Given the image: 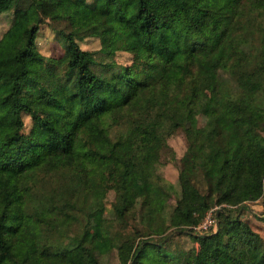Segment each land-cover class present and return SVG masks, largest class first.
<instances>
[{
	"label": "trees",
	"instance_id": "obj_1",
	"mask_svg": "<svg viewBox=\"0 0 264 264\" xmlns=\"http://www.w3.org/2000/svg\"><path fill=\"white\" fill-rule=\"evenodd\" d=\"M177 1L210 17L199 36L160 21L150 0H0L4 31L23 41L0 57V149L14 158L52 133L72 137L1 173L0 264H106L107 253L119 264H256L259 232L244 209L264 190V0ZM46 5L71 16L99 5L120 27L108 47H84V29L49 24ZM129 8L146 42L118 18ZM46 24L58 55L38 48ZM209 70V113L168 180L161 150L191 119ZM210 208L216 227L196 230Z\"/></svg>",
	"mask_w": 264,
	"mask_h": 264
},
{
	"label": "rangeland",
	"instance_id": "obj_2",
	"mask_svg": "<svg viewBox=\"0 0 264 264\" xmlns=\"http://www.w3.org/2000/svg\"><path fill=\"white\" fill-rule=\"evenodd\" d=\"M151 8L154 11L155 16L160 21L169 22L175 28L180 29L182 32L191 33L194 36H199L202 27H208L210 25V17L203 16L202 13L198 12L193 6H189L188 11L182 9L177 0H150ZM136 8L123 10L118 15V18L125 20L126 23L131 27L137 29V37L140 42H146L148 35L146 31L139 26V20L135 17ZM40 14L49 22V24L56 27H63L69 29L74 27L76 30L84 31L87 33L86 36L81 40L84 47L98 48L108 47L117 32L119 23L106 22L104 19L106 13L104 10L97 5L96 7L83 6L76 10L71 16L67 11L58 10L51 6H43L40 8ZM122 16V18H121ZM9 17L7 14H0V57H7L12 53L15 46H20L22 40L19 38L15 29H8L4 31L9 24ZM86 27V28H83ZM38 48L45 54L58 55L62 51V47L53 35L52 29L48 24L43 25L40 29L38 36ZM104 52L101 48L94 54V57H102ZM128 53L118 52L116 58L127 61L129 60ZM97 69V67H94ZM216 73L213 70H209L205 76V79L198 89L197 97L198 102L196 109L184 127H180L175 130L169 137L167 143L161 150L160 157V168L166 179L174 181L177 173V160L183 152V148L186 143V137L194 135L196 127L202 124L209 113V107L207 104L209 89L216 81ZM25 126L28 128L30 117L24 115ZM72 141L70 135H60L58 133H52L46 140L39 143L32 151L22 155L20 157H10L4 150L0 149V175L4 170L7 169H18L31 161L36 160L40 155L50 150L55 144L62 146H68ZM130 184L136 189H140V182L138 179L131 178ZM199 187H203L204 184L197 179ZM264 190L262 195L254 200L247 201L245 207V217H247L254 227L259 232L257 239V247L249 248L250 255L254 258L256 264H264V257L262 250L264 247ZM107 211L109 208L108 202ZM209 210L206 212L207 215ZM210 216L215 219L212 214V210L209 212ZM204 215V216H205ZM203 216V218H204ZM94 215L93 218H96ZM202 218V219H203ZM201 219V220H202ZM216 222V220H215ZM216 227V224L210 227H195L196 230H211ZM174 241L180 245H193L189 237L182 233H175ZM103 262L106 264H119L112 253H107L102 256Z\"/></svg>",
	"mask_w": 264,
	"mask_h": 264
},
{
	"label": "built area",
	"instance_id": "obj_3",
	"mask_svg": "<svg viewBox=\"0 0 264 264\" xmlns=\"http://www.w3.org/2000/svg\"><path fill=\"white\" fill-rule=\"evenodd\" d=\"M212 210V208L209 209V212ZM208 212L207 215L204 216V218L200 221V223L198 225H196V227H210L215 225V219H213V217L210 216V213Z\"/></svg>",
	"mask_w": 264,
	"mask_h": 264
}]
</instances>
